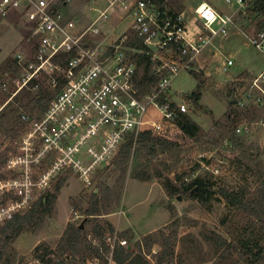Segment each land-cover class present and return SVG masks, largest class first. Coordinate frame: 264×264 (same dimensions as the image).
Segmentation results:
<instances>
[{
  "label": "rangeland",
  "instance_id": "rangeland-1",
  "mask_svg": "<svg viewBox=\"0 0 264 264\" xmlns=\"http://www.w3.org/2000/svg\"><path fill=\"white\" fill-rule=\"evenodd\" d=\"M109 1L70 0L62 10L82 30L98 17V13L91 11L92 2L104 10ZM121 1L109 12L110 19L100 21L96 26L103 32L108 26L116 29L115 26L119 24L121 27L114 32V40L122 34L133 39L130 27L132 20H122L126 18V13ZM163 1L167 8L186 11L189 15L202 2L223 14H231L234 7L226 0ZM54 2L61 4L63 1ZM239 25L244 26V32L230 27L226 35L215 37L212 44L195 59L191 68L182 72L172 83L173 100L189 107L187 114L202 128L199 136L182 141L179 149L160 154L152 160L147 159L145 153L140 159L132 158L124 183L120 172L114 169V162L111 167L98 172L92 188H85L73 174L56 179L49 189L38 196V199L49 198L51 201L50 213L45 217L44 224L37 232L24 233L12 241L6 256L8 264H27L34 249L42 243L55 249L70 222L82 223L84 216L76 208H87L92 192L98 191L97 187L102 182L111 189L113 212L103 219H96L94 224L107 221L119 234L131 232L134 236L132 245L137 237L143 240L151 233L164 231L170 234L176 229L178 238L173 264H264V232L259 227H253L252 219L232 208L220 193L225 188L246 192L248 196L252 194L261 179L257 164L264 162V81L258 87L254 86V80L264 71V55L250 41L258 29V18L250 15ZM198 32V21L192 15L188 24L192 41ZM89 36L96 41L106 38L104 33ZM18 52L27 57L33 55L30 32L24 20L18 16L9 19L0 17V66L6 61H15ZM228 61H232L233 65L228 66ZM22 77V71H7L0 75V115L5 113L8 117L7 120L0 117V134L7 141L14 138L11 130L16 128V120L21 112L26 111L21 107L37 93L50 92L47 79L41 77L36 82L38 86L29 84L7 104L10 93L4 92L1 84L8 81L11 91H14L12 81ZM200 81L203 83L200 99L202 109H197L188 97L197 91ZM18 108V114L13 115L12 110ZM214 120L228 126L232 132L222 135L221 130L214 125ZM241 126H248L250 133L238 135L236 129ZM234 134L242 138L243 148L229 144ZM251 151L253 157L249 155ZM147 176L151 180L139 178ZM197 178L206 181L215 194L210 198L206 195L187 197L182 192L171 195L174 189L180 191L183 184H189ZM61 180L63 186L58 190ZM53 195L55 199L51 198ZM178 197L182 199L178 200ZM74 212L78 213V218ZM177 219L178 227L173 225ZM106 236L111 238L109 233ZM217 236L239 247L244 240H249L251 251H246L245 255L240 251L227 253L226 246L220 249L217 245ZM160 251L159 245L153 246L152 253L146 256L149 264H158L156 254Z\"/></svg>",
  "mask_w": 264,
  "mask_h": 264
},
{
  "label": "built area",
  "instance_id": "built-area-1",
  "mask_svg": "<svg viewBox=\"0 0 264 264\" xmlns=\"http://www.w3.org/2000/svg\"><path fill=\"white\" fill-rule=\"evenodd\" d=\"M62 1L64 5L70 2ZM118 1H109L104 10L92 2L91 11L98 17L81 30L62 9L55 8L58 3L54 0H0V17L22 18L33 45L32 57L22 52L15 56L23 77L12 81L14 91L8 81L1 84L2 90L10 93L7 104L29 84L38 86L41 77L47 79L52 93L43 113L21 112L22 128L12 140L0 134V157H7L0 170L4 175L0 177V202L8 200L0 205V225L28 211L59 177L73 174L85 188H92L98 172L112 166L130 135L137 139L150 132L179 144L188 139L177 121L189 107L173 100V81L191 68L215 37L226 35L230 27L244 32L239 22L249 18V10L256 4H264V0H226L234 7L231 14H223L206 2L200 3L192 12L200 32L192 41L188 34L192 15L186 11L172 12L154 0H122L126 13L122 20H132L131 32L139 48L125 34L110 44L89 36L107 34L96 25L111 18L109 12ZM253 15L258 18V29L250 41L264 55V15ZM67 54L69 59L58 61ZM140 55L149 58L156 78L145 94V65L136 62ZM263 81L264 71L254 86ZM250 131L248 126L236 129L241 136ZM106 242L104 247L95 240L98 251L90 252L84 260L63 259L66 264H119L116 246H129V242L118 232L106 237ZM27 264L47 263L32 256Z\"/></svg>",
  "mask_w": 264,
  "mask_h": 264
},
{
  "label": "trees",
  "instance_id": "trees-1",
  "mask_svg": "<svg viewBox=\"0 0 264 264\" xmlns=\"http://www.w3.org/2000/svg\"><path fill=\"white\" fill-rule=\"evenodd\" d=\"M154 1L160 7L164 6L163 0ZM63 7H65L63 3L55 6L56 9H63ZM249 12L251 15L256 12H260L264 15V4H256V7L251 8ZM132 45L141 48L139 41L136 39H133ZM70 57L71 55L67 54L63 60L58 61L62 62ZM136 62L139 66L145 65L143 75L144 84L142 86V92L145 94L151 90L152 85L156 84V78L151 73V63L146 55H140L136 59ZM7 71H14L15 73L20 72V68L17 66L16 61H6L0 66V75ZM195 76L199 77V74L195 73ZM202 87L203 83L200 81L197 91L188 97L197 109H202L200 106ZM51 97V92H39L30 98L21 108L33 114L43 113L46 110ZM18 111L19 108L12 110L13 115H17ZM0 117L6 120L8 119L5 113H2ZM16 122V128L11 130V133H13L14 136L18 135L22 128L20 117L17 118ZM177 124L184 134L191 139L196 138L199 136L200 132H202V128L188 114H181L178 118ZM214 125L221 130L222 135H229L232 132L228 126L222 124L220 121L214 120ZM229 144L241 148L244 147L242 138L235 134L229 140ZM179 148V143L156 137L150 132L141 133L137 139H135L134 135H130L122 146L118 156L115 158L113 166L116 172H120L122 183H124L132 158L140 159L143 153H145L147 159L152 160L160 154L171 152ZM249 155L253 157L254 153L251 151ZM6 159V155L0 157V170L4 166ZM257 171L261 179L256 190L249 196L246 192H234L225 188L222 189L220 193H222L225 200L232 208L242 211L252 219L253 227H259L260 230L264 232V162H258ZM0 177H4V175L0 174ZM139 178L143 181L151 180L150 176ZM62 186L63 181L61 180L57 187L58 190H60ZM97 189L99 192H92L87 208L84 209L80 206L76 208L77 211L84 216V220L82 221V223H84L83 227L82 223L76 224L70 222L64 230L55 249L42 243L34 249L32 256L40 258L47 264H66L63 259L64 256H71L73 261L70 262H75L76 259L84 260L90 252H97L98 246L94 243L95 240L98 244L107 247L106 234L109 233L113 236L116 232L114 226L107 221L103 224L94 223L97 222L96 219H103L104 216L110 215L113 212L111 209L113 195L111 194V189L104 182L100 183ZM180 192L185 196L192 198L204 197V195H206L207 198H210L215 194L208 183L201 178H197L189 184H183V188L180 191L177 188L174 189L171 195H176ZM51 198L55 199L56 196L53 195ZM4 203L5 200L1 201L0 205ZM50 203L51 201L49 198H41L28 211L16 214L12 219L0 225V264H8L6 262V256L11 249L12 241L18 239L24 233L37 232V230L44 224L45 217L50 213ZM173 223L176 227L179 226L178 219ZM119 236L130 242L129 246H116L115 254L119 264H149L146 256L152 253L154 245H159L161 247V251L156 254L158 264L174 263V248L178 238L176 229H173L170 234H166L164 231L151 233L145 236L143 240L136 241L134 245L131 244L134 241V236L131 232L127 231L119 234ZM216 243L220 249H223V247L226 246L225 250L227 253L240 251L245 255L246 251H251L249 240H244L242 246L239 247L238 245H235L232 242H227L220 236H217ZM56 259H59V262H56Z\"/></svg>",
  "mask_w": 264,
  "mask_h": 264
},
{
  "label": "crops",
  "instance_id": "crops-1",
  "mask_svg": "<svg viewBox=\"0 0 264 264\" xmlns=\"http://www.w3.org/2000/svg\"><path fill=\"white\" fill-rule=\"evenodd\" d=\"M164 6L166 7V5H165V3H164ZM167 8V7H166ZM167 9H169V8H167ZM169 10H171L172 12H181V11H174V10H172V9H169ZM107 27V26H106ZM116 29H114V27L112 28V26H108L107 27V30L105 31V32H107V34H105V36H106V38L105 39H103V41H104V43H106V44H110V43H113L115 40H114V32H116L117 31V29L118 28H120L121 26L119 25V24H117L116 26ZM110 28V29H109ZM113 29V30H112ZM114 40V41H113ZM122 213V212H121ZM108 216V215H107ZM112 216V215H111ZM115 225V224H114ZM115 227H116V225H115ZM117 228V227H116ZM136 241H138V237H137V240Z\"/></svg>",
  "mask_w": 264,
  "mask_h": 264
},
{
  "label": "water",
  "instance_id": "water-1",
  "mask_svg": "<svg viewBox=\"0 0 264 264\" xmlns=\"http://www.w3.org/2000/svg\"><path fill=\"white\" fill-rule=\"evenodd\" d=\"M196 191H197V189H196ZM181 199H182L181 197H178V200H181ZM83 225H84V224H82V227H83Z\"/></svg>",
  "mask_w": 264,
  "mask_h": 264
}]
</instances>
